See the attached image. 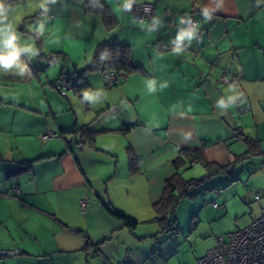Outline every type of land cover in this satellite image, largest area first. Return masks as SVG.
Masks as SVG:
<instances>
[{"label":"crops","instance_id":"crops-1","mask_svg":"<svg viewBox=\"0 0 264 264\" xmlns=\"http://www.w3.org/2000/svg\"><path fill=\"white\" fill-rule=\"evenodd\" d=\"M6 2L16 8L18 31L34 35L39 10L27 9V0ZM104 2L118 21L113 30L84 0H58L36 40L40 54L25 58L31 72L0 75V251H15L0 256V264H197L213 239L193 258L178 244L172 251L158 247L154 206L166 181L211 163L228 175L239 168L250 190L264 189V0H157L154 25L118 10L122 0ZM187 17L199 24L183 51L156 50L158 42L175 47ZM115 43L129 46L140 70L106 87L102 62L90 65L100 46ZM81 70L85 88L61 96L53 83L62 72ZM224 71L232 75L228 83L218 81ZM84 90L95 100H85ZM241 94L251 111L237 116L233 101ZM45 127L59 137L43 142ZM81 127L94 133L91 145L71 140ZM235 186L238 191L240 181ZM110 210L136 220V229Z\"/></svg>","mask_w":264,"mask_h":264},{"label":"rangeland","instance_id":"rangeland-1","mask_svg":"<svg viewBox=\"0 0 264 264\" xmlns=\"http://www.w3.org/2000/svg\"><path fill=\"white\" fill-rule=\"evenodd\" d=\"M4 133L0 132V135ZM119 158V164L124 165L123 152ZM254 158L256 159L253 161H257L258 157ZM238 171L239 168L234 175L213 173L190 188L189 195L182 196L169 212L168 218L174 219L178 228L173 233H160L159 249L172 251L178 244L186 257L193 258L205 248L207 241L213 239L214 243L215 236L241 229L258 218L261 214L260 207H264V199L261 202L254 200V190H250L244 175L238 176ZM205 174L206 170L199 164L188 167L183 173L186 179H199ZM236 179L240 181L238 191L235 188ZM210 202H215L220 207L214 208ZM191 224L194 230L190 232Z\"/></svg>","mask_w":264,"mask_h":264},{"label":"built area","instance_id":"built-area-1","mask_svg":"<svg viewBox=\"0 0 264 264\" xmlns=\"http://www.w3.org/2000/svg\"><path fill=\"white\" fill-rule=\"evenodd\" d=\"M156 4L154 2H145L139 5L132 6L128 11L134 15L139 21H147L154 25L156 16ZM198 20L194 17L183 19L181 29L195 27L198 29ZM197 31V30H196ZM199 40V38H197ZM158 51L172 50L174 44L158 42L154 45ZM56 59L55 56L50 57V61ZM231 73L224 71L220 73L218 81L228 83ZM103 83L106 87H114L119 85L126 78V74L122 71H116L111 68L102 70ZM55 89L61 96H66L68 91L72 89V84L69 81L68 74H62L54 83ZM233 105L237 116H242L251 111V103L247 95L241 94L239 98L233 101ZM115 107L112 111H115ZM59 137L58 133L49 127H45L40 139L45 142L50 139ZM74 141L73 139H71ZM194 158L190 163H194ZM261 167H264V160L261 162ZM260 193L264 194V189L254 192V199L260 198ZM210 204L217 208L219 205L215 202ZM86 205V200L81 201L82 209ZM15 251H0V256L13 255ZM197 264H264V213L258 218L252 220L248 225L241 229L232 232L221 233L214 237V244L205 251L196 261ZM124 264V263H119Z\"/></svg>","mask_w":264,"mask_h":264},{"label":"trees","instance_id":"trees-1","mask_svg":"<svg viewBox=\"0 0 264 264\" xmlns=\"http://www.w3.org/2000/svg\"><path fill=\"white\" fill-rule=\"evenodd\" d=\"M84 3L88 11L95 12L100 15L101 22L103 23V25L107 30H113L117 26L118 21L116 17L113 15V13L107 8L104 0H84ZM100 61L103 64V67L101 68L102 70L106 68H111L116 71H122L126 75L131 72L140 70V67L138 65L133 64L132 62L129 46L124 44L115 43L112 46H107V45L100 46L97 49L96 56L93 60L92 65L90 66H93L94 64L97 65L99 64ZM62 74L64 73L62 72L61 75ZM82 74H83V70L79 71L78 73L68 75L69 81L72 84V90L76 93H79L86 86L85 83L82 81ZM72 132L74 134H78V140L73 141L76 142L78 145H83V144L91 145L94 140V133L91 132L86 127H81L72 130ZM187 156L190 157L191 153H187ZM193 158L195 160L194 161L195 163L197 161V158L192 157L191 159ZM130 160L133 161L134 159L131 157ZM202 164L205 167L206 174L199 179H194V178L185 179L182 177L180 173L176 172L172 177H170L166 181L164 194L160 202H158L154 206V210L156 213L154 217V221L161 227L160 230L161 232L173 233L174 230H177L178 226L176 225V222L174 221V219H169L168 214L170 211L173 210L177 201L182 196L189 195L188 190L190 188L197 185L199 182L204 181L205 178H208L213 173L219 172V173L228 174L224 168L216 167V165H213L211 163H202ZM110 212L114 216L122 220L123 224L130 231L136 229L138 224L136 220L130 219L127 216L116 211L110 210Z\"/></svg>","mask_w":264,"mask_h":264},{"label":"clouds","instance_id":"clouds-1","mask_svg":"<svg viewBox=\"0 0 264 264\" xmlns=\"http://www.w3.org/2000/svg\"><path fill=\"white\" fill-rule=\"evenodd\" d=\"M135 2L136 0H122V3L117 4L118 10L130 11ZM56 3H58V0H27V9H32L35 12L39 10L42 19L37 18L32 25L31 32L34 35H28L25 38L18 31V26L12 18V13L16 12V8L6 2V0H0V75L13 74L23 76L25 72H31L25 58L30 61L40 54L41 50L36 46V40L45 35L48 29L50 6ZM202 15L205 19L211 18V14L207 9L202 10ZM153 22L159 24L158 19H154ZM196 30L195 27L181 29L175 39L173 53L182 52V42L185 40L190 42ZM66 38L69 37L66 36ZM14 69L18 71H12ZM147 86L150 92L156 91V81L154 79L149 80ZM166 86L167 83L165 82L160 85V88L163 89ZM82 95L88 101H93L96 98L89 90H84ZM235 98L234 96L229 97V100H234ZM220 104L223 105L224 101L221 100Z\"/></svg>","mask_w":264,"mask_h":264}]
</instances>
